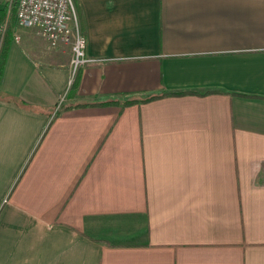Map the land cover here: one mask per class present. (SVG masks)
<instances>
[{
  "label": "crops",
  "instance_id": "crops-1",
  "mask_svg": "<svg viewBox=\"0 0 264 264\" xmlns=\"http://www.w3.org/2000/svg\"><path fill=\"white\" fill-rule=\"evenodd\" d=\"M74 1L72 90L69 44L10 31L0 264H264V0Z\"/></svg>",
  "mask_w": 264,
  "mask_h": 264
},
{
  "label": "built area",
  "instance_id": "built-area-1",
  "mask_svg": "<svg viewBox=\"0 0 264 264\" xmlns=\"http://www.w3.org/2000/svg\"><path fill=\"white\" fill-rule=\"evenodd\" d=\"M14 7L16 24L35 27L49 45L69 44V88L78 69L91 60L86 53V38L79 27L73 0H14Z\"/></svg>",
  "mask_w": 264,
  "mask_h": 264
},
{
  "label": "trees",
  "instance_id": "trees-1",
  "mask_svg": "<svg viewBox=\"0 0 264 264\" xmlns=\"http://www.w3.org/2000/svg\"><path fill=\"white\" fill-rule=\"evenodd\" d=\"M0 2H1V5H0V76H1L4 58H5L7 48H8V43L10 40V31L12 30L13 21L15 18V7H14V0L11 1L10 7H8L9 0H0ZM73 4L75 7V13H76V17L78 19V24H79V27L81 29L80 18H79V14L77 11V5H76L74 0H73ZM79 73H80V68L76 72V75L73 79V82H72L69 90H72L77 86V84L79 82ZM188 92L193 93L196 91H194V90H179V91H170V92H163V93H151V94L145 95L143 97H127V98H123V99L107 98V99L90 101V102H82V103L78 102V103H74L73 105L79 106V105H88V104L117 103V104H121L123 106V105L130 104V103H138V102L148 101V100H151V99H154L156 97L163 96V95H168V94L180 95V94H184V93H188ZM240 94H242V93H240ZM69 106H71V105L66 104V105H63V108L65 109V108H68Z\"/></svg>",
  "mask_w": 264,
  "mask_h": 264
},
{
  "label": "rangeland",
  "instance_id": "rangeland-1",
  "mask_svg": "<svg viewBox=\"0 0 264 264\" xmlns=\"http://www.w3.org/2000/svg\"><path fill=\"white\" fill-rule=\"evenodd\" d=\"M63 101H64V99L59 98V102L57 103L56 111L63 109V105H64V104H62Z\"/></svg>",
  "mask_w": 264,
  "mask_h": 264
}]
</instances>
